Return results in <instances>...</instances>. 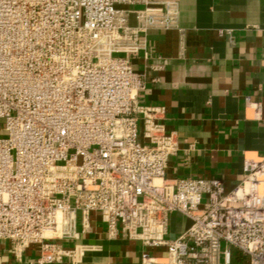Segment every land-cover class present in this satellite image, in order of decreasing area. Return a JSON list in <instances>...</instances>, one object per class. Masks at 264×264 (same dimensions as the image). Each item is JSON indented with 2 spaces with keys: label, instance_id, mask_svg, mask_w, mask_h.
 I'll list each match as a JSON object with an SVG mask.
<instances>
[{
  "label": "built area",
  "instance_id": "built-area-1",
  "mask_svg": "<svg viewBox=\"0 0 264 264\" xmlns=\"http://www.w3.org/2000/svg\"><path fill=\"white\" fill-rule=\"evenodd\" d=\"M130 2L0 0V240L16 252L36 245L30 264L76 263L79 249L64 242L78 237L77 214H99L110 233L167 245L169 264L221 253L230 263L223 243L264 264V160L246 163L239 195L219 178L167 177L180 142L154 121L158 110L141 140L147 80L123 54L140 40L119 7ZM177 17L171 3L147 7L139 29H172ZM174 212L192 223L167 240Z\"/></svg>",
  "mask_w": 264,
  "mask_h": 264
},
{
  "label": "crops",
  "instance_id": "crops-1",
  "mask_svg": "<svg viewBox=\"0 0 264 264\" xmlns=\"http://www.w3.org/2000/svg\"><path fill=\"white\" fill-rule=\"evenodd\" d=\"M167 3L178 12L174 28L139 29L140 10ZM119 7L140 40L123 54L147 80L138 95L141 140L149 141L147 115L158 110L154 121L175 131L180 142L167 177L219 178L227 193L237 189L241 195L249 187L246 163L264 160V0H132ZM259 190L264 193V179ZM191 223L184 214H170L165 238L179 237ZM77 231L64 244L79 249L78 262L66 257L56 264L170 262L167 245L110 233L99 214L87 221L77 214ZM226 248L230 263L221 253L214 264H245L239 248L223 243ZM37 256L34 244L16 252L9 240H0V264H30Z\"/></svg>",
  "mask_w": 264,
  "mask_h": 264
}]
</instances>
